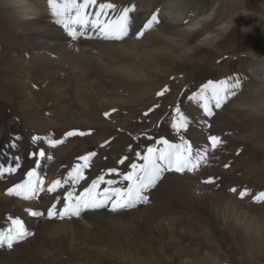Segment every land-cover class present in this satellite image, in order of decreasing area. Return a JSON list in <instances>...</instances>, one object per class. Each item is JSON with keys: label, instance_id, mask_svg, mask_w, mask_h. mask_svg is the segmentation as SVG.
<instances>
[{"label": "bare ground", "instance_id": "6f19581e", "mask_svg": "<svg viewBox=\"0 0 264 264\" xmlns=\"http://www.w3.org/2000/svg\"><path fill=\"white\" fill-rule=\"evenodd\" d=\"M107 2L116 4L117 11L123 7L135 5V11L130 14L132 23L129 35L125 37L126 39L122 43L104 41L95 35L92 38L81 37L75 41L71 40L59 27L57 28L48 22L52 16L47 0H0V48L8 47L9 51L27 49L30 55V57L26 55L29 58L21 57V55L11 58L12 56L9 57L10 55L4 51V48L0 49V74L2 75L0 78V165L15 166L14 158L19 157V163L22 166L14 174H6L3 179H0V191L6 194V199L3 201L4 206L0 205L2 207L0 208L1 229L8 226L7 217L9 215L19 216L18 213H12L13 211L10 209L12 207L9 208L16 199L7 195V189L16 183H21L25 179V172L29 167L36 168V159L32 153H35L38 148H42L47 152V156H52L50 160L42 159L37 170L43 174L49 173L50 176H48L53 181L63 180L73 166L79 162L77 158L89 153L87 149L74 152L71 137L65 139L62 144L51 147L45 139H42L43 142L39 140L33 143V136L59 140L65 136V133L73 130L91 133L88 137L86 136L84 141H87V146L94 148L97 155L92 158L91 166L84 170L85 179L80 184L75 185V191L78 195L93 180L101 174L107 173V170L97 173L93 171L103 169L100 159L107 154V151L110 155L117 150L121 137L125 138L126 136L127 140L126 133H129V129L133 127V120H141L145 123L152 117L156 108L163 103L162 101L167 102L169 96L179 94L182 88L187 85L184 80L185 77L178 78L174 66H184L194 70L198 67L194 61L196 55L210 50L215 51L220 42L225 41L226 36L234 34L238 29L242 37L250 35L258 37L264 33L263 20L261 23L250 19V21L244 22L246 15L245 9L242 8L245 4L242 5L240 0H107ZM239 5L241 11L237 10ZM154 12L158 16L159 23L154 24L151 29L145 31L143 36L137 38L136 33L140 31ZM88 31L91 32V27ZM138 47L144 48L139 50ZM21 51L20 54H22ZM261 53L240 55L248 60L247 63L239 65L237 77L235 76L241 81V87L236 90L234 96L229 97L220 107L222 112H227L231 116L236 115L238 118L236 122L229 124H227L228 122H220L217 116L219 113L207 117L202 108V116L198 119H193L191 116L190 119L195 120L198 124L204 123L206 126L203 128L206 130L209 128L210 134L215 136L222 134V130H220V135H217V132L219 127L224 126V128L222 127L224 134L227 133V138L230 141L233 140L236 143L250 145L254 148L258 146L264 150V143L258 144L259 140L257 141L261 134L258 125L264 119V52ZM227 62L221 61L220 64H213L219 74L217 81L227 79L225 72ZM29 70H32V75L34 73L33 76L36 78L38 76L41 84H46L47 87L42 89L43 91L34 93L37 98L35 95L31 100H25L31 104L22 109V107L16 106L14 99L18 95L20 96L19 91L22 88L20 86L25 85L18 79L22 78V75H27V78H30L28 76L32 75L29 74ZM15 77L18 79L15 80ZM187 77L191 79V75ZM156 78H164V80L161 83L153 84L156 82ZM192 81L191 84H193ZM168 82L172 84V91L164 98L158 96L157 93L163 90L164 84ZM24 92L28 93L25 86ZM64 96H69L68 101H64L66 98H62ZM5 97L20 123L17 124L15 120L10 118L8 108H5L7 105L4 107L5 104L3 103ZM188 102L194 103L191 100ZM183 105L184 102L180 104V108L185 115L186 110ZM171 106L173 107L172 104L169 105V107ZM150 109L152 111H149ZM144 112L149 113L147 117L142 116ZM105 113L109 115L105 116ZM142 122H137L139 126L136 125V128L144 126ZM99 129L110 132V138L101 136L103 133L101 135L93 134ZM135 132L137 131L133 132L132 130L130 134ZM50 133L56 134V136L52 138ZM15 139L22 143L15 142ZM105 141H109V143L100 147V145L105 144ZM198 143L200 145L198 144L197 150L205 148L202 147L203 140L200 139ZM13 145L15 146L13 147ZM106 149L108 150L105 151ZM112 158L115 159V157ZM126 164L117 163L112 168L123 173L126 172ZM63 165H66V168L60 169ZM94 168L96 169L94 170ZM220 173L221 171L216 170L207 176L205 175L204 179L212 177L215 183L217 181L218 183H225L230 180L246 182L251 179L252 175H256V179L261 176L264 177L262 172L243 174L238 179H234L227 173L222 172L223 175ZM167 174L169 173L167 172ZM171 174L172 172L169 175ZM174 174L176 175V173ZM105 179L119 181L120 177L112 174L106 175ZM168 179L171 182L174 181L173 176ZM45 180L48 181L47 178ZM124 185L126 182L117 186ZM105 186L101 185V188ZM72 187L71 184H68L59 189L57 193L46 192L40 194L39 199L26 203L29 208L34 210H46L55 197L59 196L61 204L58 205V208H60L63 206L64 193ZM149 192L146 194L152 196L151 201H156L157 194ZM235 204L233 200L227 199L212 207V210L214 213L223 210L236 212L238 209ZM167 207L170 208V205ZM142 216L140 212L138 217H135L137 219L147 218ZM21 219L25 222L27 229L34 230L37 228L39 232L41 231L46 235L50 242L52 239L54 240L47 247L49 251L44 250L42 253V256L48 259L46 264H53L52 262L57 260L55 257L60 250L58 246H55V239L58 236H65V229L72 233L70 234V238H72L76 236L75 232L79 228L86 226L85 221L110 225L121 221L109 209L85 211L82 212L79 219H73V217L71 219L66 217L63 220L49 219L46 215L44 217H32L28 213ZM223 220L224 218L220 220L222 226L225 225ZM262 220L264 218L258 220L257 216L250 215V222L245 228L250 231L253 223H255L258 228L264 231ZM170 221V219H165V228L168 231H171L174 226ZM79 232L81 234L80 230ZM68 245L74 249L77 243L72 241ZM6 250V248L0 249V258L7 257ZM204 262L201 260L199 264H204ZM206 263L216 264L217 260L212 257Z\"/></svg>", "mask_w": 264, "mask_h": 264}, {"label": "rangeland", "instance_id": "374dc122", "mask_svg": "<svg viewBox=\"0 0 264 264\" xmlns=\"http://www.w3.org/2000/svg\"><path fill=\"white\" fill-rule=\"evenodd\" d=\"M240 1L242 5H246V8L245 5L242 8L245 9L244 11L246 15L244 22H247L249 19L255 20L259 23H261L262 20L264 22V0ZM100 2H107V0H101ZM237 10L241 11L240 5ZM48 22L54 24L57 28L59 27V29L67 35L64 29L55 23L53 16L48 19ZM125 39L126 38L110 41H113V43H122ZM104 41L109 40L104 39ZM263 47L264 33H261L258 37L256 35L242 37L238 29L234 34L226 36L225 41L220 42L215 50L216 52L210 50L196 55L194 61L198 67L194 70L188 67L185 68L184 66H181L182 68L174 66V71L178 75V78L185 77L184 80L187 85L182 88V91L179 94L173 95L174 98L173 96H169L170 99L168 97L167 102L162 101L163 103H161L154 111L155 115L153 114L151 118L147 121L145 120L147 123H143L141 120H133V127L129 129L130 132H127L128 134L126 133L127 140L126 136L125 138L121 137L117 150L110 155H108L109 151L106 149L105 151H107V154L100 159V164L103 169L98 171L94 168L96 171L93 172L97 173L111 169L122 157L125 156L128 157L127 161H129H125V164L127 162V172L130 170L129 165L132 162L142 163V161L137 160L135 155L136 152H141L143 154L148 146L156 145V141L160 138H166L171 143H179L180 135L192 145L194 150L199 148V140H203L204 143L202 147L209 149L207 152L206 163H203L193 172L185 171L182 174L176 173V175L174 174L175 172H172L171 175H169L170 172H168L169 174L165 173L164 178L157 183L156 187L150 189L149 191L152 190L151 192L148 191L151 194H157L158 198H156V201L159 203L153 200L152 202V196L148 195L149 201L151 202L138 204L134 208L118 212H112L109 209L113 214H116V218L121 220L117 224L110 225L108 223L85 221L86 226L79 228L81 234L77 229L78 231L75 232L76 236L72 237L73 239L70 238V234L72 233L65 229V236H58L55 239V246L59 247L60 252L56 255L55 258H57V260L52 262L53 264H199L201 260H204V264H207L206 262L212 257L216 258V264H264V231L258 228V225L255 223H253L250 231L245 228L250 222V215L257 216L258 220L264 218V201L259 203L253 201V196L259 192H264V177L261 176L256 179V175H252L253 178L251 177V179L246 182H243L242 180H230L225 183H218V181L215 183V180L212 183L204 182L208 179H204V176H207L216 170L221 171L220 175H223L222 172L227 173L234 179H238L243 174H257L258 172H262L263 174L264 150L258 146H255L254 148L250 145L236 143L233 140L230 141L229 138H227V133L224 134V126L219 127V131L217 132V135H220V130H222V134L219 137L223 143L216 149H211L207 140L209 136H212L208 130L209 128L206 130L203 128L206 126L204 123L198 124L195 120L193 121V119H198V117L202 116L201 107L198 102H188V97L199 91L198 87H201L209 80L217 81L219 79L218 70L214 66L215 64L217 65L221 61H228V65L225 67L226 78L231 79L234 82L237 77L236 74L239 71V65L248 62L247 58L241 56L245 53L262 54L261 52H264ZM1 48H4V51L10 55L9 57L12 56L11 58L18 57L19 55H21V57H26V55L30 57L27 49H24V51H9L8 47ZM143 48L144 47H138L139 50ZM20 51L22 54H20ZM28 72L32 75V70H29ZM186 74L191 75V79L187 77L188 75ZM33 75L35 74L33 73ZM33 75L28 76L30 78H27V75H22L23 77L19 79L15 77V80L18 79V81L25 83V85L22 84L28 91V93L24 92V86H20V88L22 87L19 91L20 96L18 95L17 98L14 99L15 104H17L16 106H19V108L22 107V109H24L25 107H28L31 103L25 102V100H31L33 96L36 95H34V93L43 91L47 87L46 84H44L45 86L41 84L38 76L36 78V76ZM1 77L2 75L0 74V78ZM171 78L173 79L174 77ZM163 80L164 78H156V82L153 84L161 83ZM191 81L193 84H191ZM165 86H167L169 91L160 95L163 98L172 91L171 82L164 84V88ZM62 98H65L64 101L66 102L68 101L69 96H64ZM182 102H184L183 107L186 110L185 116L188 118L189 124L187 129L182 130L178 135L171 127V120L175 107L178 104L179 107H181L180 104ZM3 103L5 104H3L4 107L6 105L8 106L5 108H8L10 118L15 120L17 124L20 123L18 120L19 118L13 113L14 111L10 108V105H8L9 102L6 97L3 100ZM170 104L173 105V109L172 112L170 111L169 113ZM212 109L214 114L219 113L217 116L220 122H228L227 124H229L230 122H236L238 120L236 115L231 116V114L227 112H222L220 108H215L214 102ZM166 111L167 113L165 116L164 113ZM145 113L147 114L145 115ZM148 114V112H144L142 113V116L147 117ZM191 116L193 119H190ZM161 117H164L163 121ZM137 122H142L144 126L136 128V125H138ZM258 129L260 130L259 133H261L260 137L257 138V141L259 140L258 144L264 143V119L261 120ZM132 130L133 132H137L131 135L130 133ZM95 133H97V135L103 133L101 136H106L107 138H110L111 136V133L105 129L94 131L93 134ZM50 136L54 138L56 134L50 133ZM86 136L88 137V135L71 137L74 152H81L80 150L82 149H87L88 152L94 151L92 146L86 145L87 141H84L87 138ZM149 137L152 139H149ZM20 139L23 141L22 138ZM122 139L125 140L123 141ZM41 141L43 142L42 139ZM15 142L22 143L20 140L16 139ZM129 146H131V149ZM156 146L162 147V145ZM39 149L40 148H38L35 153H37ZM45 153L47 156V152ZM112 157H115V159ZM35 159L37 160L39 157L35 156ZM226 164H228L229 167L225 168ZM61 168H66V165L61 166L60 169ZM31 169L33 168L29 167L25 172V175ZM37 172L44 179L43 186L45 191L40 194L46 193L48 186L53 180L49 177V173L43 174L39 170H37ZM171 176L174 178V181L172 182L168 179ZM174 176L177 177L175 178ZM200 177L203 178L201 179ZM45 178H47L48 181L45 180ZM232 188H235L237 191H231ZM244 189L248 190V194L241 199L239 193ZM13 197L16 201H14L9 208L12 207L10 208L11 211H13L12 213L19 214V216L15 217L21 218L27 214L25 210L28 209L29 206L26 202L29 200H24L16 196ZM5 199L6 194L0 191V205L2 207L4 206L3 201ZM227 199L233 200L236 203L235 207L238 210H236V212L223 210L214 213L212 207ZM169 205L170 208L167 207ZM140 212L141 215H143L142 217L147 218L137 219L136 217H138ZM79 218H81V215L79 217H73V219ZM222 218H224L223 221L225 222V225L223 224V226L220 224ZM165 219H170V222L174 224L171 231H168L165 228ZM262 221L264 222V220ZM36 229L37 228L34 230L28 228L32 233L31 236L14 245L12 249L6 248L7 257L0 258V264H46L48 259L44 258L42 253L44 250L49 251L47 247L54 240L52 239L50 242L44 233H41V231L39 232L38 229ZM72 241L77 243V246L74 249H71L68 245ZM100 253L101 255L98 256ZM47 254L49 255V253Z\"/></svg>", "mask_w": 264, "mask_h": 264}, {"label": "snow or ice", "instance_id": "6c2138e0", "mask_svg": "<svg viewBox=\"0 0 264 264\" xmlns=\"http://www.w3.org/2000/svg\"><path fill=\"white\" fill-rule=\"evenodd\" d=\"M47 5L55 19V23L60 25L73 41L81 37L92 38L93 35L105 40H122L129 35L132 23L130 14L135 11V5L117 11L116 4L99 2V0H47ZM156 23H159V20L154 12L140 31L136 33L137 38L143 36L145 31L151 29ZM89 27H91V32L88 31ZM240 87L241 81L238 78L234 82L231 79L209 80L188 99L198 102L205 115L211 117L214 114L212 109L213 102L215 108L219 109L229 97L236 94V90ZM167 91L169 89L165 86L157 95H163ZM149 111H152V109ZM108 115V113H105V116ZM188 124V118L177 105L171 120L172 129L179 135L182 130L187 129ZM208 126L211 127V125ZM89 134L91 133L73 130L65 133V136L59 140L33 136L32 141L36 143L41 139H45L46 143L51 147H56L68 137ZM149 139L152 138L149 137ZM179 139V143H171L166 138L158 139L156 145H162V147L153 145L148 146L143 154L136 152L137 160L142 161V163L132 162L129 165L130 170L123 173L116 168L108 169L107 173L101 174L77 195L75 185L80 184L85 179L84 170L91 166V160L97 153L93 151L82 155L77 158L79 162L73 166L63 180L57 179L47 188L48 193H57L59 189L64 188L68 184L73 186L64 193L62 207L58 208V205L61 204V198L56 196L46 210L28 208L25 211L32 217H44L46 215L49 219L63 220L66 217L69 219L79 217L82 212L89 210L110 209L112 212H118L134 208L138 204L148 203L149 196L146 193L156 187L157 183L164 178L165 173L175 172L182 174L185 171L193 172L207 161L208 148L194 150L192 145L182 135L179 136ZM207 140L213 150L223 143L221 138L215 135L209 136ZM108 143L109 141H105V144L100 145V147H104ZM129 148L131 149V146ZM32 155H38L39 157L36 160V168L29 170L26 178L21 183L8 188L7 195L32 201L39 199L40 193L45 191L43 186L44 179L38 174L37 169L40 167L42 159L50 160L52 157L50 155L46 156L42 148L37 153H32ZM14 159L16 161L14 167L11 165L7 167L0 165V179H3L6 174H14L20 168L19 157ZM127 159L128 157L126 156L122 157L118 163L123 165ZM227 167H229L228 164L225 165V168ZM112 174L119 176L120 180L105 179L106 175ZM124 182H126V185L117 186ZM204 182L212 183L214 178L209 177ZM101 185L106 186L101 188ZM231 191L236 192L237 190L232 188ZM247 194L248 190L244 189L240 191L239 196L243 199ZM253 201L256 203L264 201V192H259L253 196ZM7 220L8 226L0 229V249H12L14 245L32 235L20 217L9 215Z\"/></svg>", "mask_w": 264, "mask_h": 264}]
</instances>
